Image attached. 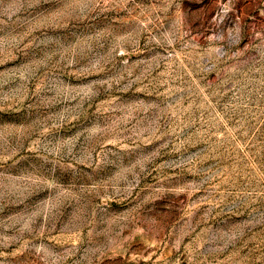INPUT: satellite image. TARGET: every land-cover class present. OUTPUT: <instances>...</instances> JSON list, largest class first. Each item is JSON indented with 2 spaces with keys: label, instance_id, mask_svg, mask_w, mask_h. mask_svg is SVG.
<instances>
[{
  "label": "rangeland",
  "instance_id": "obj_1",
  "mask_svg": "<svg viewBox=\"0 0 264 264\" xmlns=\"http://www.w3.org/2000/svg\"><path fill=\"white\" fill-rule=\"evenodd\" d=\"M0 264H264V0H0Z\"/></svg>",
  "mask_w": 264,
  "mask_h": 264
}]
</instances>
